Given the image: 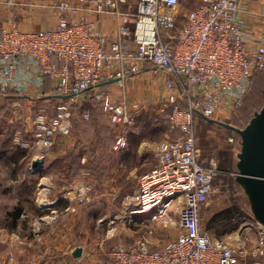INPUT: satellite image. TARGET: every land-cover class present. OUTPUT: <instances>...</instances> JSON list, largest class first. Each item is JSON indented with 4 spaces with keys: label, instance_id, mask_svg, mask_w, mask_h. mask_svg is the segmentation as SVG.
I'll list each match as a JSON object with an SVG mask.
<instances>
[{
    "label": "built area",
    "instance_id": "built-area-1",
    "mask_svg": "<svg viewBox=\"0 0 264 264\" xmlns=\"http://www.w3.org/2000/svg\"><path fill=\"white\" fill-rule=\"evenodd\" d=\"M133 1L134 8L130 0H57L50 4L57 18L52 29L0 26V92L12 89L20 97L31 80L40 86L49 80L44 97L56 100L40 105L32 122L36 158L44 160L57 136L70 133L73 105L86 91H93V100L111 123L129 127L148 103L126 99L125 81L140 74L158 80V110L175 134L155 145V165L138 177L137 190L122 199L129 222L135 215H147L146 233L114 246L109 264H264L261 224L255 240L239 233L234 243H226L205 232L202 211L218 192V167L214 160H201L196 134L198 118L226 123L254 75L264 70V2L251 12L255 20L248 25L252 0H196L183 13L180 0ZM82 6L116 19L113 40L105 39L92 21L75 15ZM109 79L120 87L119 101L113 99V83H105ZM89 116L85 109L83 117ZM13 142L26 145L18 132ZM126 147L127 132L120 128L113 149ZM63 197L94 199L87 185L68 188ZM174 215L181 232L151 250L152 223L173 222Z\"/></svg>",
    "mask_w": 264,
    "mask_h": 264
},
{
    "label": "crops",
    "instance_id": "crops-1",
    "mask_svg": "<svg viewBox=\"0 0 264 264\" xmlns=\"http://www.w3.org/2000/svg\"><path fill=\"white\" fill-rule=\"evenodd\" d=\"M55 1L57 0H0V26L10 24L22 31L52 29L56 26L57 18L50 4ZM262 2L264 0H252L248 4L249 12L245 18L248 25L255 20L251 12L259 10ZM130 5V8H134L133 0H130ZM75 15L92 21L95 29L105 39L115 38L117 22L112 15L87 12L83 6ZM24 78L21 76V79ZM112 85L115 89L113 99L119 101V85L114 82ZM46 86L50 90L49 80L44 81L41 86L31 80L20 97H16L12 89L0 92V98L19 100V106L11 105L15 110L14 115L8 113L10 116L7 117L4 112L0 115V264L9 259L13 264H108L110 248L120 243L132 242L133 236L128 237L129 240L124 236L126 233L129 236V233L136 232L137 221L146 220L147 215H135L133 222H129L131 216L123 212L121 200L116 207L118 213L111 217L104 216L101 213L103 207L114 201L105 196V191L95 194L91 202L77 199L69 201L63 197L68 188L89 186L84 176L90 169L84 164L86 156L70 154L75 144V138L71 134L55 141L42 164L37 168L31 166L36 153L32 134L33 116L30 111L45 96ZM161 87L158 80L140 74L125 81L124 94L129 101L153 104ZM16 132L26 143L25 146L14 144L13 135ZM130 138L127 135V148L121 152L124 154L126 151L124 160L119 161L118 166L133 178L153 167L156 157L152 139L139 138L134 148L130 145L128 148ZM91 141H95L96 146L98 135ZM98 146L101 145L97 144V152ZM132 149L137 153L135 156L129 155ZM104 151L102 148L103 157ZM132 157L137 160L132 162ZM107 158L109 159V155ZM231 205L233 202L228 200L218 203L217 207L224 210ZM245 205L240 208L243 212L241 219L232 212L234 214L221 220H214V212L210 216L205 212L202 215V226L207 235L213 240L225 241L243 231L255 240L259 224L251 213L248 200ZM31 220L36 221L34 224H38V228L32 224L34 228L32 226L31 229V225H27ZM177 229L179 235L181 231L178 227ZM78 248L81 249V254L76 257L74 252Z\"/></svg>",
    "mask_w": 264,
    "mask_h": 264
},
{
    "label": "rangeland",
    "instance_id": "rangeland-1",
    "mask_svg": "<svg viewBox=\"0 0 264 264\" xmlns=\"http://www.w3.org/2000/svg\"><path fill=\"white\" fill-rule=\"evenodd\" d=\"M195 3L196 0H180V10L182 11L181 13H183L187 9L192 8ZM90 93L92 94L93 91H91ZM45 99H47V97H43V99L36 102L35 106L32 107L30 112L33 118L40 105H49L50 102L56 100L55 98H52L50 99L51 101L47 102V100ZM86 99V96L83 98V100L77 99L74 103V107L72 108V126L71 131L68 135L71 134L74 136L75 144L72 146L73 149L70 151V154L76 155L78 153L82 156H86L84 164L90 169H88V173H85L84 176H86L85 178L89 182L90 195L93 197L99 191H105L103 192L105 193V196H109L114 200L112 201L111 205H105V207H103L104 210L101 212L104 216L111 217L113 216V214L118 213V209L116 207H118L120 201L124 198V196L126 194H131L137 190L138 177L141 175L138 174L133 178L129 177L130 175L127 176V172H125L124 169H121L118 166L119 161L124 160L123 157L126 153V151L124 152V154L121 153L123 150L117 151L113 149V141L120 128L121 131H125L127 132L128 136H131V138L129 139L128 148L129 145L134 148V145L138 143L139 138L142 139L144 137L148 140L152 139V144L154 147L157 143L172 138L175 134V131L167 124V122L165 121V117L159 113L158 103L156 102H154L153 104L149 103L147 105H144V108L132 117L133 121L130 126L123 127L111 123L108 119L107 113L103 110L98 102H96L95 100H91V98H88L85 102ZM13 100L14 98L10 100L9 97L0 98V106L2 108L0 109V115H2L3 112L8 115H6L7 117H9V114L11 113L14 115L15 110L14 108H12V106H15V104L19 102V100ZM2 102L3 105H1ZM263 102L264 70L261 73L256 74L252 78L251 84L246 94L242 98L241 104L234 109L232 114L228 117V119L225 120V122L237 128H243L248 123L249 119L253 116V113L261 108ZM87 106L91 111L89 118L85 119L83 117V112L85 110L84 107L86 108ZM232 132L233 131H231L230 129L222 125H218L214 122H205L199 118L197 119L196 134L198 137V145L201 149V160L203 162L214 160L217 164L219 173H221L219 176L221 177V179L218 178L217 180H215V187L218 188V192L210 196L206 206L202 211V215H204L205 212H208V216H210L212 212H214L213 214H216L217 212L221 211L220 209H218L217 204L221 202L224 203V201L228 200L233 202V204L237 205L240 208H244V206H246V195L244 194L243 189L232 178V176H235L236 173L235 164L237 161V153L240 150V146L238 144V140L240 138L234 136ZM96 135H98L97 144L101 145L98 146V152L96 151L97 144L96 146H94L95 141H91L92 138H94ZM59 137L62 136H57L56 140H59ZM229 137H233L235 141L229 142L227 140ZM52 148L53 146L50 148L48 153ZM102 148L105 150L104 156L107 158V156L109 155V159L103 157ZM48 153L46 154V156L48 155ZM135 154H137L136 151L132 149L131 154L129 155L135 156ZM226 159L229 160L230 164V167L227 169L228 171L224 172L227 175L224 174L219 168V165ZM131 160L132 162H134L137 160V158L135 159V157H132ZM225 178L228 179L226 180ZM90 189L93 190L94 194ZM172 221L173 222H161L152 225L155 233L152 237H150L151 246L150 244L149 246L151 248H149L151 250L158 249L165 243L175 239L178 236V229L175 224V215L172 216ZM35 222L36 221L34 220L28 221L27 225L30 224L32 229V224H34ZM147 224L148 223L146 220H138L137 226L135 227L136 232L129 233L131 234L129 236L128 233H126V236H124L125 239L129 240L130 238L128 237L133 236L132 239L134 240L142 234L144 235L146 233L145 226ZM34 225L35 228H38V224ZM241 232L243 233V231ZM237 237V235L235 237H230L224 242L234 243ZM119 238L123 237L119 236ZM111 248L110 250H112L114 247L112 249Z\"/></svg>",
    "mask_w": 264,
    "mask_h": 264
},
{
    "label": "water",
    "instance_id": "water-1",
    "mask_svg": "<svg viewBox=\"0 0 264 264\" xmlns=\"http://www.w3.org/2000/svg\"><path fill=\"white\" fill-rule=\"evenodd\" d=\"M115 81L109 79L105 83ZM221 125L239 135L240 150L235 164V181L243 189L254 219L264 227V102L243 128L228 123ZM42 163V158H34L31 166L37 168ZM80 254L81 249H76L74 255L77 257Z\"/></svg>",
    "mask_w": 264,
    "mask_h": 264
},
{
    "label": "trees",
    "instance_id": "trees-1",
    "mask_svg": "<svg viewBox=\"0 0 264 264\" xmlns=\"http://www.w3.org/2000/svg\"><path fill=\"white\" fill-rule=\"evenodd\" d=\"M259 73H261V72H259ZM256 74H258V73H256ZM255 74V75H256ZM254 75V76H255ZM48 81V79H46V82ZM49 88H47V86L44 88V93H49ZM88 91H90V90H88ZM88 91H86V93H85V96H86V98L88 99V98H91V100H93V96H92V94L90 93V92H88ZM4 93V92H3ZM87 99L85 100V102L87 101ZM73 107H74V105H73ZM0 109H2L1 107H0ZM84 109H89L90 110V108L87 106L86 108L84 107ZM83 109V110H84ZM91 111V110H90ZM1 112V111H0ZM199 119H201V120H203V121H205V122H208V120H205V119H203V118H199ZM233 126V125H232ZM235 127V126H234ZM231 131H233V130H231ZM11 133H12V131H11ZM233 134H234V136H236L237 138H239V135L236 133V132H232ZM34 143H35V139H34V137H33V145H34ZM230 167V164H229V160H225V161H223L220 165H219V168H220V170H222V172L224 173V172H226V171H228L227 169ZM220 174L221 173H219V170H218V174L216 175V177H215V180H217L218 178H220L221 179V177H219L220 176ZM224 174H226V173H224ZM227 175V174H226ZM234 175V174H233ZM222 177H227V176H222ZM232 178L235 180V176H232ZM226 180L228 179V178H225ZM215 180H214V183H215ZM232 212H234V213H236V214H238L239 216L238 217H240V219H241V217H242V215H243V212H242V210L240 209V207H238L237 205H235V204H233V205H231V206H229V207H227L226 209H224V210H221V211H219V212H217L216 214H214L213 215V219L214 220H221V219H223V218H225L226 216H228V215H231V214H234V213H232Z\"/></svg>",
    "mask_w": 264,
    "mask_h": 264
}]
</instances>
